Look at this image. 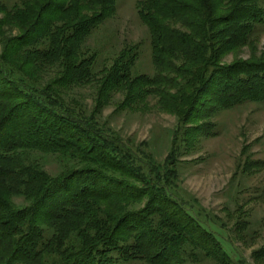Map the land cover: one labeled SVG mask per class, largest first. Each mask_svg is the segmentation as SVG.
<instances>
[{
    "label": "trees",
    "instance_id": "trees-1",
    "mask_svg": "<svg viewBox=\"0 0 264 264\" xmlns=\"http://www.w3.org/2000/svg\"><path fill=\"white\" fill-rule=\"evenodd\" d=\"M117 1L24 0L20 33L2 41L0 264H182L197 253L249 264L235 260L172 187L189 136L214 134L206 121L223 109L264 102V59L223 63L264 24L263 0H140L156 76L134 75L137 46L97 75L96 55L82 44ZM52 69L53 78L41 79ZM95 78L97 110L66 103L64 88ZM114 89H126L128 101L158 94L179 117L163 163L98 118ZM33 152L55 155L62 170L51 175ZM17 196L27 204L17 205ZM255 258L264 260V246Z\"/></svg>",
    "mask_w": 264,
    "mask_h": 264
},
{
    "label": "rangeland",
    "instance_id": "rangeland-1",
    "mask_svg": "<svg viewBox=\"0 0 264 264\" xmlns=\"http://www.w3.org/2000/svg\"><path fill=\"white\" fill-rule=\"evenodd\" d=\"M23 2L0 0V53L4 48L2 41L20 33V14L28 13ZM139 4L140 0H118L114 14L83 41L82 52L96 55L94 72L97 75L110 67L122 50L137 46L134 75L156 76L151 33L139 15ZM261 5L264 8V0ZM92 13L83 10L85 15ZM252 59H264V24L256 27L246 44L228 51L223 63ZM40 75L41 79L48 80L56 75V70ZM100 82L95 78L83 85L64 88L66 103L87 112L97 110ZM127 96L126 89L111 90L104 97L98 118L129 145L136 149L142 146L163 163L173 147L179 117L162 107L158 94L141 99L130 97L129 101ZM206 122L214 134L189 136L188 145L179 155L178 178L172 192L187 202L206 228L217 234L235 260L264 264V260L255 258V251L264 246V102L223 109ZM32 159L39 161L53 176L62 170L55 155L33 152ZM254 162H260L261 166H249ZM13 201L19 206L27 204L22 196L14 197ZM197 254L198 257L186 256L182 264H219ZM120 264L148 263L139 260Z\"/></svg>",
    "mask_w": 264,
    "mask_h": 264
}]
</instances>
